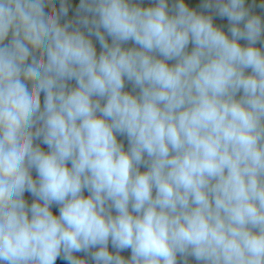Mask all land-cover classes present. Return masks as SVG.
<instances>
[{"label":"clouds","instance_id":"1","mask_svg":"<svg viewBox=\"0 0 264 264\" xmlns=\"http://www.w3.org/2000/svg\"><path fill=\"white\" fill-rule=\"evenodd\" d=\"M70 6L0 0V264H264V0Z\"/></svg>","mask_w":264,"mask_h":264},{"label":"crops","instance_id":"2","mask_svg":"<svg viewBox=\"0 0 264 264\" xmlns=\"http://www.w3.org/2000/svg\"><path fill=\"white\" fill-rule=\"evenodd\" d=\"M188 1L191 4L193 3V4H197V5H199V3H201V0H188ZM138 2H140L142 4V6H149L150 4L153 3V0H138ZM248 2L251 3V0H248ZM256 3L258 5L260 3V0H256ZM173 5H174V0H169V7L171 8ZM50 8H51L50 5L46 6L45 7V11L47 12ZM254 11L257 12V13H260V14H264V10L260 9L259 7L254 8ZM75 19H76V13H73L70 20H75ZM214 22L217 25L221 26L227 32L229 24H228V21H227L226 18L218 17V18H216L214 20ZM10 39H11V35L9 36V40ZM92 39H93V42L96 45L97 51L99 53V51H101L99 42L96 41L95 37H92ZM107 39H108L109 43H111V39L110 38H107ZM7 42L8 41H5V43H7ZM245 43H246L245 41H241V44H245ZM132 46H134V45H133V43L131 41L128 42V44L125 45V47H132ZM257 46L260 47L261 45L258 44ZM189 47L191 48V45ZM169 63H174V61H170ZM126 85H127L126 86L127 87L126 90L131 91V89H132L131 84L130 83H126ZM41 103L43 104V95H41ZM118 139L124 143L125 149H127V147H128L127 138L124 137V136H118ZM144 170H146V169L143 166H141V171H144ZM84 195H88L87 191H85ZM113 214H115V213H113ZM110 250H112L111 246H110ZM91 251H95V249H92ZM74 255H77L79 257L87 259L89 261V264H94V262L91 261V258L88 257L84 253H74ZM121 255H123L125 257H130V255H131L130 249L122 252ZM189 261H190V264H197V262L194 260V258L189 257ZM56 264H66V262L58 258V261H56Z\"/></svg>","mask_w":264,"mask_h":264},{"label":"built area","instance_id":"3","mask_svg":"<svg viewBox=\"0 0 264 264\" xmlns=\"http://www.w3.org/2000/svg\"><path fill=\"white\" fill-rule=\"evenodd\" d=\"M69 2H70L71 6L69 7L68 15L66 17H62L61 23L69 21L71 19L72 14L76 13V6L78 5L79 0H69ZM54 4H55L56 9L59 10L60 0H54ZM50 11H51V8L47 12H50ZM68 84L70 87H75V81L74 80L69 81ZM29 87H30V85H29ZM41 95H43V93ZM34 143L38 144L43 150H47V146L42 143V140H35ZM53 212H54V214L58 215V207L57 206L53 207Z\"/></svg>","mask_w":264,"mask_h":264},{"label":"trees","instance_id":"4","mask_svg":"<svg viewBox=\"0 0 264 264\" xmlns=\"http://www.w3.org/2000/svg\"><path fill=\"white\" fill-rule=\"evenodd\" d=\"M176 2V0H174V3ZM188 3H190L189 1H188ZM191 4V3H190ZM193 4V3H192ZM193 5H197V4H193ZM198 6V5H197ZM198 10H200L199 8H198ZM216 18H218V16H215L214 17V19H216ZM126 90V89H125ZM45 151H47V150H45ZM25 198L29 201V203H31V199H30V196H29V193H25ZM57 261H58V259H57Z\"/></svg>","mask_w":264,"mask_h":264},{"label":"water","instance_id":"5","mask_svg":"<svg viewBox=\"0 0 264 264\" xmlns=\"http://www.w3.org/2000/svg\"><path fill=\"white\" fill-rule=\"evenodd\" d=\"M215 17V16H214ZM33 175H34V177H35V171H33ZM29 196H30V199H31V202H32V200H33V197H31V195L29 194Z\"/></svg>","mask_w":264,"mask_h":264},{"label":"rangeland","instance_id":"6","mask_svg":"<svg viewBox=\"0 0 264 264\" xmlns=\"http://www.w3.org/2000/svg\"><path fill=\"white\" fill-rule=\"evenodd\" d=\"M215 20V19H214ZM127 86V85H126ZM127 88V87H126ZM48 150V149H47Z\"/></svg>","mask_w":264,"mask_h":264}]
</instances>
